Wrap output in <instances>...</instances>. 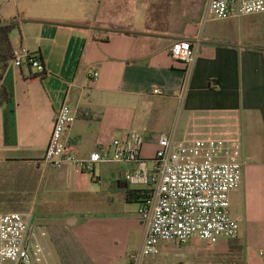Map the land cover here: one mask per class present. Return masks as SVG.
Here are the masks:
<instances>
[{
  "label": "crops",
  "instance_id": "crops-1",
  "mask_svg": "<svg viewBox=\"0 0 264 264\" xmlns=\"http://www.w3.org/2000/svg\"><path fill=\"white\" fill-rule=\"evenodd\" d=\"M94 1L0 0V19L18 22L12 47L24 46L44 67L38 73L9 64L4 72L0 85L10 100L0 106V168H33L28 192L22 178V203L31 204L30 223H47L36 225L45 255L55 264H128L132 240L140 247L143 239L140 203L126 200L140 190L124 180L132 165L80 172L43 163L68 91L78 112L68 132L76 159L124 131L142 135L146 159L162 134L238 140L242 179L230 194L238 264H264V14L204 20L207 0ZM177 41L197 48L189 73L168 53Z\"/></svg>",
  "mask_w": 264,
  "mask_h": 264
},
{
  "label": "built area",
  "instance_id": "built-area-1",
  "mask_svg": "<svg viewBox=\"0 0 264 264\" xmlns=\"http://www.w3.org/2000/svg\"><path fill=\"white\" fill-rule=\"evenodd\" d=\"M262 14L264 0H207L204 20ZM168 53L174 61L183 63L189 73L197 48L188 41H177ZM9 64L44 72L37 56L24 46L12 49ZM92 77H97V73H92ZM153 94L162 93L154 89ZM67 95L68 91L56 113L43 163L53 168L73 164L80 172L93 170L95 164L134 167L124 173V180L140 188L146 199L138 209L143 239L139 250L129 255L128 264H141L144 258L157 256L163 244H184L197 239L216 245L221 240L238 237L239 223L230 215V194L240 187L242 179L238 140L182 142L162 134L153 157L146 159L142 156V135L124 131L87 158L76 159L68 143V132L78 112L69 105ZM0 264H51L43 254L27 214L0 213Z\"/></svg>",
  "mask_w": 264,
  "mask_h": 264
},
{
  "label": "rangeland",
  "instance_id": "rangeland-1",
  "mask_svg": "<svg viewBox=\"0 0 264 264\" xmlns=\"http://www.w3.org/2000/svg\"><path fill=\"white\" fill-rule=\"evenodd\" d=\"M89 1L94 3L95 6L98 5L97 1ZM8 12L12 11L9 10ZM33 171L32 167L22 166V164L6 165L4 168H0V213H29L31 204L24 201L22 203V178L26 180L25 185L28 186V192L30 190L29 186H31L30 183L35 179ZM30 224L34 228V233L46 260L51 264H55L45 255L46 250L43 238L40 236V226L43 225L42 227H44L47 223L45 221H36L32 218ZM129 248H131L133 253H136L140 248L139 242L133 239ZM209 255H212V257L210 258ZM241 258L240 242L236 239L221 240L218 245L214 246L199 242L197 239H192L187 241L181 249L174 248L172 245H168L167 247L161 245L159 255L144 258L141 264H238L241 262Z\"/></svg>",
  "mask_w": 264,
  "mask_h": 264
},
{
  "label": "trees",
  "instance_id": "trees-1",
  "mask_svg": "<svg viewBox=\"0 0 264 264\" xmlns=\"http://www.w3.org/2000/svg\"><path fill=\"white\" fill-rule=\"evenodd\" d=\"M17 28L18 22L15 19L9 21L0 19V83L11 60L13 47L10 41V33ZM9 100L10 95L8 91L0 85V106L7 104ZM145 199L146 195L141 190H130L126 193V200L128 202L141 203Z\"/></svg>",
  "mask_w": 264,
  "mask_h": 264
}]
</instances>
